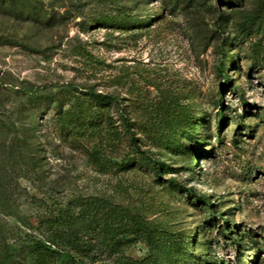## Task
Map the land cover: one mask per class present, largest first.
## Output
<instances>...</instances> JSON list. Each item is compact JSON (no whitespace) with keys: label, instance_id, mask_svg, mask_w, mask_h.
Wrapping results in <instances>:
<instances>
[{"label":"rangeland","instance_id":"obj_1","mask_svg":"<svg viewBox=\"0 0 264 264\" xmlns=\"http://www.w3.org/2000/svg\"><path fill=\"white\" fill-rule=\"evenodd\" d=\"M163 1L119 0L133 15L163 9L146 28L121 29L87 28L98 12L90 0H0L1 121L17 124L16 89L91 88L120 101L101 125L117 130L116 142L94 158L83 142L43 132L57 121L54 104L37 109L36 172L2 151L12 136L0 134V174L10 183L0 193V264H236L230 237L243 241L249 264L264 261V0H212L213 8L177 0L173 14ZM62 98L64 110L77 104L73 94ZM102 155L131 164L112 167ZM77 199H93L88 218L45 225ZM127 212L148 221L152 241L137 236ZM55 234L56 253H31Z\"/></svg>","mask_w":264,"mask_h":264},{"label":"trees","instance_id":"obj_2","mask_svg":"<svg viewBox=\"0 0 264 264\" xmlns=\"http://www.w3.org/2000/svg\"><path fill=\"white\" fill-rule=\"evenodd\" d=\"M90 1L93 4H96L98 12L96 15L88 19L86 23H84L87 28H89V26L99 24L104 26H118V28L125 29L127 26H133L135 22L140 28H146L157 18H161L163 16V9L156 14L144 13L140 15H133L129 12L130 10L127 7H121L118 4L119 0ZM211 1L212 0H207V2H204L205 6H207L208 8H213V5H211ZM222 1L225 2V5H227L228 7H232L234 4H237V0ZM177 2V0H164L163 4L164 6L166 5L167 9L169 8V12L173 14L175 11V7H177ZM187 2L188 4H190L192 1L188 0ZM198 2L201 3L203 1L199 0ZM107 8L112 9L109 10ZM247 24H250V21L242 26L241 32L243 34L249 30V26ZM221 54L225 55L226 52L224 51ZM219 71L225 78L226 84H229L230 78H228L225 73L224 65L221 66V69ZM16 90V92L19 95H22V98L24 99V102L21 105V108L23 109L20 110V108L19 110L15 111V115L17 116L18 120L17 124L6 123L0 120V134L5 136H12L9 142H5V140L3 141L1 148L2 151L5 150L9 152V154L11 155V160H14L16 163L23 162L24 165L29 167L31 166L33 172L36 171L34 168H32V166H35L37 164L36 139L39 134L37 132V129L41 127V124L38 125L39 123H36V120L38 118L37 109H39L40 105L42 104H54L53 109L56 111L57 118L54 126L50 127L43 125V132L46 131L48 134H52L53 132L51 131L64 133L72 138V143L74 144V146L79 142H83L85 146L84 148H88V151H90V156H92L93 158L97 154H102L101 152L104 151L103 148H105V146L112 145L114 144V142H116L118 133L117 130H115L116 128L113 127V130L115 131L112 135H110V133H108V131L104 127H101L103 123H106L109 126L110 122L113 121V119L106 114V111L111 107H120V101L116 97L91 88H85L80 91L81 93L75 91V93L73 92L74 90L72 88L67 87V89L63 90L61 93H57L55 96L47 95L44 88H25ZM62 93L73 94V96L77 100V104L69 105L67 109L64 110ZM243 104L245 105L246 103ZM117 114L119 118L118 120L121 122V126L128 134H131L133 136V126L129 119L124 115L123 110L119 109ZM25 115L31 116L33 118L28 125L23 122V117ZM101 141L102 144H104L103 147L101 146ZM103 157H105V155H102L101 161L103 163L110 164V166L112 167L124 168L128 167L129 164H131L130 160L123 159L121 162L117 163L116 161L103 159ZM98 158L99 157H96V160ZM152 167L153 172L158 174L159 171L156 164L152 165ZM13 179L14 177H12L11 175V199L15 197L14 194L17 190V188H14L13 186ZM173 184L176 188H179L181 190L184 189V187L179 185L178 183ZM7 192L10 193V183L7 181V178L4 175L0 174V193L7 194ZM203 198L206 200V197ZM92 204L93 199L83 201H80L79 199L75 201L72 200L67 205L69 206V209H67L66 207L63 211L59 210L58 215H54L53 213V215L45 220V225L54 229L57 228V226H69L68 224H75L73 220H79L80 218H84V216L87 218L89 217L88 214H90L91 212L90 207ZM78 210H80L81 214L78 213ZM126 214L127 216H129V225L136 227L135 230L137 234H139L137 236H144L147 241H152L154 231L152 228H150L148 221L145 219H141L138 215H134L131 212H127ZM110 216L114 217V220L117 219V217H115L114 215H109V217ZM122 217H124V215L121 214L118 220H122ZM223 224L228 223L223 222ZM227 227L228 225L219 224V233L222 232L223 234H225L228 231ZM225 238L227 240V237ZM59 239L60 235L55 234V237L48 239L47 242H35L32 245L31 253L33 252L53 255L54 253H56V251L52 249V245L54 246L56 244V241ZM229 239L237 248L238 254L236 256V264H249L248 259L245 258V255L241 254L243 241L236 240L234 238L232 241L231 237ZM224 244L229 243L228 241H225ZM71 262L72 261L69 260L68 262H66V264H73ZM263 262L264 261L256 257L253 261V264H263ZM209 264H218V261L212 260Z\"/></svg>","mask_w":264,"mask_h":264}]
</instances>
